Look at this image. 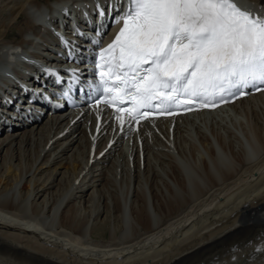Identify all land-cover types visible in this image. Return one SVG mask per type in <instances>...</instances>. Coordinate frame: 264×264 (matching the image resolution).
I'll return each mask as SVG.
<instances>
[{"label": "bare ground", "instance_id": "obj_1", "mask_svg": "<svg viewBox=\"0 0 264 264\" xmlns=\"http://www.w3.org/2000/svg\"><path fill=\"white\" fill-rule=\"evenodd\" d=\"M95 1L0 0V89L11 70L31 85L22 72L50 61L49 22ZM89 119L0 135V264H264L240 240L264 228V92L142 129L143 156L111 123L91 137ZM109 135L107 154L90 161Z\"/></svg>", "mask_w": 264, "mask_h": 264}, {"label": "snow or ice", "instance_id": "obj_2", "mask_svg": "<svg viewBox=\"0 0 264 264\" xmlns=\"http://www.w3.org/2000/svg\"><path fill=\"white\" fill-rule=\"evenodd\" d=\"M123 2L131 6L115 17L112 4L107 6L113 24L123 20V26L111 43L95 51L92 73L77 68L45 69L55 85H67L53 95L71 101L74 91H87L98 104L101 97L93 92L101 93L110 97L106 105L122 104L126 96L133 104L128 128L135 130V122L149 113L172 115L180 110L216 108L248 95V89L264 90V17L253 15L237 0ZM64 12L68 14L67 9ZM97 14L105 15L103 6H98ZM74 31L84 36L83 31ZM60 39L66 59L76 62V47L67 38ZM17 51L12 49L9 58L14 59ZM85 51L82 47L80 54ZM81 83L88 88L80 87ZM45 99L63 107L50 96ZM122 111L117 109L112 119L120 122L126 134Z\"/></svg>", "mask_w": 264, "mask_h": 264}, {"label": "rangeland", "instance_id": "obj_3", "mask_svg": "<svg viewBox=\"0 0 264 264\" xmlns=\"http://www.w3.org/2000/svg\"><path fill=\"white\" fill-rule=\"evenodd\" d=\"M8 36H9V37H12V36H13V37H18V34L15 33V32H13V33L9 32ZM224 259H226V258H224ZM224 259H223V260H224ZM199 261H201V260H195V261H193V263L195 262L194 264H196V263L199 262ZM202 261H205V262L208 263V261H207L206 259H203ZM207 263H206V264H207ZM216 264H217V263H216Z\"/></svg>", "mask_w": 264, "mask_h": 264}]
</instances>
